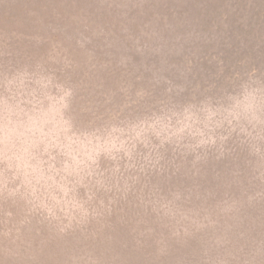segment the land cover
<instances>
[{
    "label": "rangeland",
    "instance_id": "rangeland-1",
    "mask_svg": "<svg viewBox=\"0 0 264 264\" xmlns=\"http://www.w3.org/2000/svg\"><path fill=\"white\" fill-rule=\"evenodd\" d=\"M145 1L138 6L158 3ZM34 15L31 25L0 22V264H212L189 235L203 196L264 203L256 64L246 58L215 87L226 71L195 64L201 50L205 67L217 62L210 42L190 49L194 41L156 39L143 27L132 40L112 19L91 25L86 42L82 9L77 18ZM225 205L220 215L235 212ZM148 225L152 235L141 236ZM258 228L263 251L264 220Z\"/></svg>",
    "mask_w": 264,
    "mask_h": 264
},
{
    "label": "trees",
    "instance_id": "trees-1",
    "mask_svg": "<svg viewBox=\"0 0 264 264\" xmlns=\"http://www.w3.org/2000/svg\"><path fill=\"white\" fill-rule=\"evenodd\" d=\"M103 1L108 0H0V22L8 24L24 22L31 25L37 18L34 12L39 10H42L44 14L53 12L61 18H65V13L68 12V17L77 18L79 17V14L76 17L77 11L82 9V38L86 42L92 41L88 35L91 32V25H101L104 28L112 19L127 26L132 40H135L140 28L143 27L146 33L156 39L170 37L169 40L172 42L184 37L194 41L195 43L188 47L190 49L196 43L198 47L200 46L199 48L205 42H210L208 44L213 47L217 45V51L213 55L217 58V62H214L213 66L205 67L210 56L204 57V50H201L203 58L195 63L203 65L202 69L206 72L215 71L216 68L226 71L225 75L215 81L217 83L215 87H225L227 83L220 84L227 78L226 75L242 71L247 59L252 60L251 65L256 64L254 72H258L251 78V83L257 82L255 79L260 72L264 76V62H262L264 60V0H157L158 3L149 1L142 5V8L138 6V0H111L112 9L105 8L98 11L99 7H103L98 3ZM119 1L125 4H128L126 1L132 2L133 5L122 4L123 6L120 7ZM43 20L47 23L45 18ZM174 31L177 32L173 33ZM176 43H173V47ZM144 45L146 46L145 43ZM142 50L141 53L145 48ZM150 59L153 61H148L147 64L152 66L154 71L157 70L159 66L154 61L155 58ZM244 60L246 61L243 62ZM180 70L181 68L173 64L169 70V77L176 79V76L180 75ZM136 81L135 87L140 83L139 80ZM168 81L170 86L167 87H171L172 81L169 79ZM215 174L218 178V172ZM220 181L224 182V180ZM220 181L211 188L221 187ZM199 193L205 192L199 190ZM236 195H238L237 192L231 193L220 202L217 201L215 192L211 191L203 196L204 201H207L204 203V209L198 208L201 205L198 204V207L193 210L194 226L190 227L189 235L193 238L192 241H197V244L207 245L209 251L199 257L202 263L262 264L255 256L258 251L260 254L264 252L259 246L261 237L258 236L262 231L258 226L264 220L262 218L264 203L259 204L257 200L235 204L233 196ZM187 197L182 198L185 204L184 211L191 204ZM232 203L234 205L230 211L234 209L235 212L227 214L228 212L224 211L222 215L219 214L226 206L225 204ZM179 212L182 213L181 209ZM122 220L125 221V218ZM150 227L148 225L141 236H147L149 232H152ZM158 242L162 249L169 248L167 239L162 237L158 239ZM184 262L192 263L190 259Z\"/></svg>",
    "mask_w": 264,
    "mask_h": 264
}]
</instances>
